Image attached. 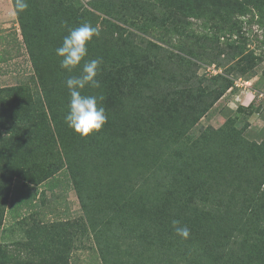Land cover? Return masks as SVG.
I'll return each mask as SVG.
<instances>
[{
    "label": "trees",
    "instance_id": "trees-1",
    "mask_svg": "<svg viewBox=\"0 0 264 264\" xmlns=\"http://www.w3.org/2000/svg\"><path fill=\"white\" fill-rule=\"evenodd\" d=\"M27 3L17 15L11 0L33 77L0 88V229L21 226L23 238L0 241V264H35L28 251L33 237L36 264H71L61 235L69 221L24 229V219L2 228L15 180L37 187L64 169L81 208L76 226L92 240L100 264H264V137L244 135L264 104L238 106L221 128L192 132L232 88L231 76L256 75L260 56L234 41L218 43L240 35L238 18L250 14L264 48V0ZM192 20L201 22V32ZM84 23L100 33L85 61L103 63L100 88L82 94L102 95L108 116L87 138L64 122L65 81L81 73L84 61L68 73L55 53ZM203 64L225 69L199 75ZM174 219L189 228L187 239L176 235Z\"/></svg>",
    "mask_w": 264,
    "mask_h": 264
},
{
    "label": "rangeland",
    "instance_id": "rangeland-1",
    "mask_svg": "<svg viewBox=\"0 0 264 264\" xmlns=\"http://www.w3.org/2000/svg\"><path fill=\"white\" fill-rule=\"evenodd\" d=\"M80 1L87 3L90 0ZM10 3L11 0H0V88L23 83L27 84L31 82V78L33 77L32 66L25 45L22 42L20 28L13 8H11V5L9 6ZM238 19L242 21L241 26L243 29L241 27V34L221 37L218 45L223 46L226 41H234L236 45L245 47V53L250 50L255 56L262 58L254 70L256 75L231 77L234 80L238 78H241L243 81L251 80L253 90L264 92V77H262V73L264 72V48L261 45L263 30L257 22V16L253 18L249 14ZM192 23L195 32L202 31L201 22L192 20ZM178 41L176 40L174 43L177 44ZM191 41L193 42V39ZM170 49L175 50L174 48ZM204 66H214L215 69H220L217 70L218 74L222 73L225 69V67H217L215 64H205ZM200 74H203L202 70H199ZM236 94L240 95L238 89H233V91L228 90L216 101L192 129L193 134L197 135L201 129L207 127L213 129L221 128L227 119L233 115L238 106L250 104L246 97L241 99V102H237ZM251 103H254L256 107L261 101L254 100ZM248 121L250 126L244 135L250 140L260 141L264 137V110L261 111L260 117L254 115ZM41 194L46 197L47 203L45 206H41ZM80 215L81 208L76 191L71 183L68 172L64 169L47 180L45 184L37 187L30 186L29 188H23L21 182L15 180L9 203L6 207L2 228H6L24 219L43 223L69 221L72 223L70 230L76 233L71 238V243L68 244V250L72 259L71 264H100L92 240L87 235L82 236V231L76 226L77 223L75 221ZM22 238L23 234L20 231H9L2 234L0 229V241L4 240L6 243L12 244L16 240H22ZM20 248L15 249L13 246L11 247L12 250L15 249L13 253L16 255L22 254ZM34 261L32 263L36 264L38 262Z\"/></svg>",
    "mask_w": 264,
    "mask_h": 264
},
{
    "label": "clouds",
    "instance_id": "clouds-1",
    "mask_svg": "<svg viewBox=\"0 0 264 264\" xmlns=\"http://www.w3.org/2000/svg\"><path fill=\"white\" fill-rule=\"evenodd\" d=\"M27 8V0H15V14L19 15ZM99 35L96 27L84 23L70 29L63 38L62 44L55 49L56 56L60 58L61 69L68 73H72L84 61L81 73L69 75L65 81L70 100L64 122L81 138L99 133L108 119L106 109L102 106L104 99L102 95L82 94L87 87L100 88L97 75L103 63L102 59L94 58L85 61L88 55V44ZM171 223L177 236L184 239L189 237L190 230L186 225H181L180 221L175 219Z\"/></svg>",
    "mask_w": 264,
    "mask_h": 264
},
{
    "label": "built area",
    "instance_id": "built-area-1",
    "mask_svg": "<svg viewBox=\"0 0 264 264\" xmlns=\"http://www.w3.org/2000/svg\"><path fill=\"white\" fill-rule=\"evenodd\" d=\"M204 74L215 75L218 74L217 70L214 66H204L201 68ZM220 73V72H219ZM233 89H238L240 91V95L236 94V101L241 102V99H248V102L251 103L254 100L261 101L264 103V92L255 91L252 89L251 80H242L241 78L233 80V86L229 91H233Z\"/></svg>",
    "mask_w": 264,
    "mask_h": 264
},
{
    "label": "crops",
    "instance_id": "crops-1",
    "mask_svg": "<svg viewBox=\"0 0 264 264\" xmlns=\"http://www.w3.org/2000/svg\"><path fill=\"white\" fill-rule=\"evenodd\" d=\"M12 6V4L10 3L9 4V6ZM11 8H13V7H11ZM43 184H45V182L44 183H42L41 185H43ZM23 188H29V186H27V187H23ZM28 190V189H27ZM41 190V189H40ZM42 192V191H41ZM45 192V191H44ZM41 198H40V203H41V206H45L46 205V203H47V200H46V197H44V195L43 194H41ZM35 217V216H34ZM18 222V221H17ZM26 225L24 224V229H27L28 228V225L27 224H29V229L31 228V227H33V226H36L37 224L39 225V226H41V225H43V224H46V223H43V222H37V221H35V220H29V219H27L26 221ZM14 224V223H13ZM12 224V225H13ZM12 225H10V226H12ZM10 226H8V227H10ZM8 227H6V228H8ZM70 227H72V226H69V227H67V229H66V231L65 232H63L61 235H63L64 236V241H65V246H66V248L68 249V244L69 243H71V238H73L74 236V234H76L75 233V231L73 232V231H71L70 230ZM17 228V229H16ZM79 230H81V228H79ZM11 232H14V231H20L22 234H23V230H22V228H21V226H17V227H13L11 230H10ZM77 231V230H76ZM82 231V230H81ZM81 233V232H80ZM30 234V233H29ZM31 234H33V233H31ZM81 235H82V233H81ZM30 242L32 243V246H30L29 247V258L30 259H32V260H36V259H40L41 257L40 256H38V255H36V252H35V249H34V244H35V241H34V237L33 238H30ZM67 253H68V250H65ZM69 255H70V252H69ZM44 257V255L42 256V258Z\"/></svg>",
    "mask_w": 264,
    "mask_h": 264
}]
</instances>
